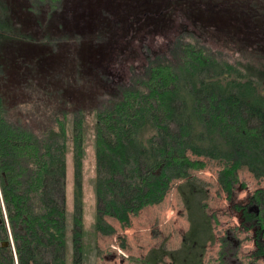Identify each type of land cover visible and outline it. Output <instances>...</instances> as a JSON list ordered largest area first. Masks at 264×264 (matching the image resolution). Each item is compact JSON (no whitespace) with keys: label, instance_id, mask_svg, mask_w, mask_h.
Segmentation results:
<instances>
[{"label":"trees","instance_id":"1","mask_svg":"<svg viewBox=\"0 0 264 264\" xmlns=\"http://www.w3.org/2000/svg\"><path fill=\"white\" fill-rule=\"evenodd\" d=\"M28 1L35 16L50 18L63 0ZM195 21L194 27L209 25ZM185 30L190 37L175 36L170 51L149 54L141 68L132 69L128 82L117 85L94 109L98 199L94 228L114 234L116 228L106 216L129 226L131 215L163 202L177 184L190 226L178 249L152 248L141 260L144 264H160L166 257L174 264H261L264 187L254 193L251 206L243 207L246 229L259 227L249 260L239 258L235 234L221 238L213 263L206 260V253L216 243L218 217L208 208V182L194 171L205 169L201 157L219 161L218 181L228 197L240 181L242 168L264 181V62H256L264 55L251 52L254 56H245V62L233 63L207 38ZM9 39L36 40L18 23L7 2L0 0V73ZM47 111L37 128L23 123L9 115L0 92V191L8 217L7 222L0 201V264H16V257L19 264H68L70 144L75 190L71 229L77 247L73 264H84L90 245L84 241L83 211L87 123L81 111ZM9 231L16 254L11 244L2 246L3 238L10 241Z\"/></svg>","mask_w":264,"mask_h":264},{"label":"rangeland","instance_id":"2","mask_svg":"<svg viewBox=\"0 0 264 264\" xmlns=\"http://www.w3.org/2000/svg\"><path fill=\"white\" fill-rule=\"evenodd\" d=\"M5 1L18 23L36 39L34 42L9 39L8 48L4 50L0 92L6 99L9 115L37 128L44 117L47 118V110L81 111L87 123L83 211L84 241L90 245L84 264H144L141 260L152 248L165 245L170 250L178 249L190 223L177 184L163 202L148 205L137 215H131L129 226L106 216L116 232L105 235L95 231L98 199L94 109L107 94L116 91L117 85L127 83L132 69L141 68L149 54L170 51L175 36L190 37L185 29L207 38L209 45L223 51L222 55L233 63L245 62V56H254L248 54L251 52L264 55V0H63L50 18L30 12L28 0ZM195 20L209 25L203 27L197 23L194 27ZM261 61L264 62L262 58L256 60L258 64ZM69 123L71 127V120ZM201 159L207 165L194 174L208 182V208L218 217L217 240L209 246L206 260L215 263L221 238L237 234L239 258L246 262L256 248L259 227L246 229L243 207L252 205V197L264 187V181L242 168L240 181L228 197L218 181L222 164L205 157ZM73 177L74 155L70 144L68 264H73L77 249L71 229L75 209ZM0 201L8 219L1 191ZM9 233L16 254L11 231ZM15 260L19 264L17 257ZM260 263L264 264V257ZM160 264L174 263L166 257Z\"/></svg>","mask_w":264,"mask_h":264},{"label":"flooded vegetation","instance_id":"3","mask_svg":"<svg viewBox=\"0 0 264 264\" xmlns=\"http://www.w3.org/2000/svg\"><path fill=\"white\" fill-rule=\"evenodd\" d=\"M4 215H5V212H4ZM5 219H6V216H5ZM6 221L8 222V219H6ZM0 226H3V219H2V214H1V210H0ZM10 230V229H9ZM8 240H5L4 238L2 239V242H3V248H8V245H10L11 244V242L8 244L7 243V245L6 246H4V244L7 242ZM9 264V263H8Z\"/></svg>","mask_w":264,"mask_h":264},{"label":"water","instance_id":"4","mask_svg":"<svg viewBox=\"0 0 264 264\" xmlns=\"http://www.w3.org/2000/svg\"><path fill=\"white\" fill-rule=\"evenodd\" d=\"M7 243L9 244L10 242H9V241H7V242L4 244V246H6V245H7Z\"/></svg>","mask_w":264,"mask_h":264}]
</instances>
